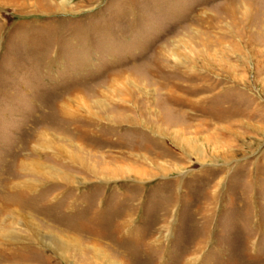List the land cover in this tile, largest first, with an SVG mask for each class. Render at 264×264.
I'll return each instance as SVG.
<instances>
[{
    "label": "rangeland",
    "instance_id": "obj_1",
    "mask_svg": "<svg viewBox=\"0 0 264 264\" xmlns=\"http://www.w3.org/2000/svg\"><path fill=\"white\" fill-rule=\"evenodd\" d=\"M262 17L264 0H0V205L18 210L0 217L24 238L14 263L264 264V44L245 33ZM206 39L211 56H192ZM163 44L179 71L220 82L205 105L222 122L165 99L115 107L124 86L158 101L167 75L150 78L146 62ZM137 109L186 133L120 118ZM30 227L68 239L66 259Z\"/></svg>",
    "mask_w": 264,
    "mask_h": 264
},
{
    "label": "bare ground",
    "instance_id": "obj_2",
    "mask_svg": "<svg viewBox=\"0 0 264 264\" xmlns=\"http://www.w3.org/2000/svg\"><path fill=\"white\" fill-rule=\"evenodd\" d=\"M248 13L246 14L249 15ZM244 19H245V16H244ZM263 20H264V17H262L260 19L261 22L259 23L257 22L258 24L254 26L253 28L248 25L246 26L247 29L245 27V33L258 36V40L260 42L259 44H264V21ZM248 39L251 40L250 38ZM205 42H206L205 49L196 48L194 51L195 53H191L192 56H197V57H207V55L211 56L212 40L206 39ZM256 52H258L256 53L257 57L263 54L262 53L263 50H258ZM189 56H185V58H188V61L189 59L192 58V57L190 58ZM262 56H264V54ZM168 59L172 60L174 64L172 63V65L169 66L166 63ZM182 59L183 58H181V56L179 55L177 51H175L173 48H170L166 44L155 46L152 49V56L146 62L148 65L146 69V73L152 79L157 76H162V74H164V76L165 74L167 75V80H165L164 82L158 83V86L154 90L156 91V93L158 92L160 93V94H157L159 97L158 101L156 98L154 102L153 101L149 102V97L151 95L150 90H145V88H142L140 86L138 87V85L135 84V87L136 88L138 87V91H135L134 90L135 88L133 90L131 89L128 90L126 86L121 88V90L118 92L119 93V98L117 99L118 101L115 102L114 104L115 107L122 110L123 112H127L133 108L135 110L136 108L139 109L141 108V106L144 108L146 103L151 104L152 106L158 103L160 101L159 99H165L171 102V104L177 109L178 108L180 109L182 107H187V109L189 110L188 112L189 121L195 120L198 122L203 121L206 123V120H208V121H214V122H222L220 119L222 114L219 115V114H215L211 112L212 107L210 106L208 107L205 105L206 103L205 100H208L207 98L208 92L211 91L215 87V85H218L220 82L218 81L211 82L209 80V77L206 74H202V73L199 74V73H192V72L188 73L189 71L188 72L179 71L177 69V63L181 64ZM179 80L184 82L183 85L180 84ZM126 81H130V78H128V76L126 77ZM191 81H198L199 84L191 86V83H190ZM139 94L141 98L137 97ZM144 99H146L145 102L143 101ZM96 102H101V101L97 100ZM127 102H130V103L128 104ZM138 109H137V112H135L134 114L132 115L129 114V116L125 115L123 117L121 116L120 118L132 122V121L139 120L140 116H143L145 119H147L146 114H145L147 113V115L150 116V118H152L153 122L158 121V120H161L163 122L166 121L167 126L164 129H166L167 132H169L168 131L169 127L175 126L174 128H176V126L178 125L177 122L179 121L176 119H171L170 121L169 120L167 121L168 119V117H166L167 115H164L161 112V110L158 111L156 109L157 113H152L148 110L139 111ZM153 110L155 111L154 107L152 108L151 111ZM57 112L64 117L77 116V114L71 113L65 107H60V105L57 108ZM180 131L183 133L184 129H182L181 127V129H175V130L170 131L169 133L170 135H173ZM49 169L51 170V167ZM21 191H24V190L21 189ZM0 211L3 213H7L9 211L10 212L16 211L18 213V210L12 206L11 202L5 205L4 204L0 205ZM2 223H3L2 217H0V264H15L14 260L17 259V257L21 256L22 254L20 250L23 248V245H21L20 243L23 242L24 238H22V235L20 234L19 231H16L14 229H10V231L9 230L7 231L4 227H1ZM35 229L36 231H34L32 227H30L29 231L33 230L31 231L32 236L33 237L35 236L39 244L44 245V247H47L48 249H50L56 256L60 258V260H65L67 256V248L71 244V242L63 236H56V234H51V233L41 234L42 232L40 233L39 228L38 229L35 228ZM35 256L36 254L33 253L32 259L37 260L40 264H51L52 262L51 260L52 256H45V258H42V259L35 258ZM110 263L115 264V261L110 260ZM116 263L124 264L125 262L123 261V262H116Z\"/></svg>",
    "mask_w": 264,
    "mask_h": 264
}]
</instances>
